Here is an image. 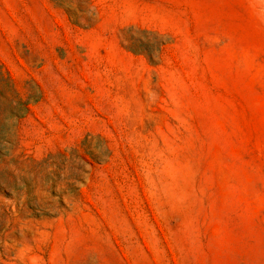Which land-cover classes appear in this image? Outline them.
Returning a JSON list of instances; mask_svg holds the SVG:
<instances>
[{"label": "rangeland", "instance_id": "obj_1", "mask_svg": "<svg viewBox=\"0 0 264 264\" xmlns=\"http://www.w3.org/2000/svg\"><path fill=\"white\" fill-rule=\"evenodd\" d=\"M0 264H264V0H0Z\"/></svg>", "mask_w": 264, "mask_h": 264}]
</instances>
